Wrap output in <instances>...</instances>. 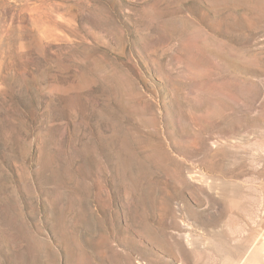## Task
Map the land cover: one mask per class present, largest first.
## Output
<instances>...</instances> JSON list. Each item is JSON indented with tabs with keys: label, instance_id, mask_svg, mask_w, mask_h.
<instances>
[{
	"label": "rangeland",
	"instance_id": "374dc122",
	"mask_svg": "<svg viewBox=\"0 0 264 264\" xmlns=\"http://www.w3.org/2000/svg\"><path fill=\"white\" fill-rule=\"evenodd\" d=\"M264 264V0H0V264Z\"/></svg>",
	"mask_w": 264,
	"mask_h": 264
},
{
	"label": "bare ground",
	"instance_id": "6f19581e",
	"mask_svg": "<svg viewBox=\"0 0 264 264\" xmlns=\"http://www.w3.org/2000/svg\"><path fill=\"white\" fill-rule=\"evenodd\" d=\"M255 255H256V251L249 255V259L252 261L253 264H260L263 258L262 252L260 255L258 254L257 256L258 258L256 260L254 259L256 257Z\"/></svg>",
	"mask_w": 264,
	"mask_h": 264
}]
</instances>
